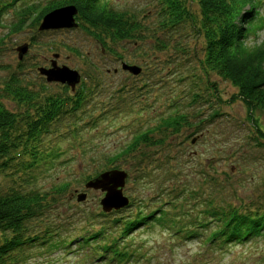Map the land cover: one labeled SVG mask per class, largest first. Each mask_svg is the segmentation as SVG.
<instances>
[{"label":"rangeland","instance_id":"obj_1","mask_svg":"<svg viewBox=\"0 0 264 264\" xmlns=\"http://www.w3.org/2000/svg\"><path fill=\"white\" fill-rule=\"evenodd\" d=\"M257 1V7H264V0ZM23 4L17 2L1 19L0 33L5 43L0 53V78L19 71L18 65L22 63L20 76L25 82L33 88L46 86L49 93L63 95L64 84L47 82L38 70L50 67L54 54H58L57 64L78 70L81 79L94 69L104 79L102 89L83 106L80 119L67 116L44 138L46 161L29 168L15 160L0 174L2 187L24 183L51 191L55 186L69 183L65 191L50 199L51 205L44 216L50 234L56 239L72 240L77 232L97 230L111 219L127 216L138 208L139 200L144 202L143 210L149 212L170 197L162 189L173 192L175 187L178 192L187 188L191 192L199 191L200 198L212 192L217 200L234 201L238 197L257 199L262 194L264 135L257 126L264 130V111L254 110L249 117L245 103L233 99L237 88L217 74L203 70L200 62L204 55L203 39L196 37L187 23L161 31L158 0H110L114 8L123 5L121 11L137 16L148 28L142 41L114 45V50L124 57L119 59L102 49L79 26L41 30L43 18L37 19L41 5L21 29L15 30ZM191 7L199 11L196 2ZM157 42L167 44L159 49ZM23 45L28 46V51L20 59L18 49ZM123 61L139 65L141 73L133 75L123 70ZM4 103L12 111L19 110L12 101L4 100ZM177 114L185 115L191 126L182 127L178 133L173 128L163 132L162 119ZM154 127L157 129L151 136L155 141L162 138V144L143 145L140 151L119 157V169L128 172L123 193L137 202L124 210L105 212L101 205L105 193L87 189L86 183L97 173L109 170L113 166L110 158L124 150L135 136ZM87 176L91 178L85 179ZM82 192L87 193L86 199L78 201L77 196ZM190 200L194 204L195 199ZM199 202L197 207L202 208ZM140 229H134L124 241H117L139 250L140 256L117 264H264V237L222 251L210 249L200 237L177 238L158 224L151 229ZM77 246L82 247L73 242L70 248L74 250ZM41 250L35 248L27 263L115 264L94 260L88 252L90 245L71 253L63 250L40 253ZM110 257L117 262L120 258L113 253Z\"/></svg>","mask_w":264,"mask_h":264},{"label":"trees","instance_id":"obj_2","mask_svg":"<svg viewBox=\"0 0 264 264\" xmlns=\"http://www.w3.org/2000/svg\"><path fill=\"white\" fill-rule=\"evenodd\" d=\"M42 1L0 0V27L4 12L14 7L17 2L24 4L18 11L19 22L14 26L15 30L21 29L27 18H31L40 5L38 20L54 9L75 5L78 10L77 27L94 38L102 49L112 52L119 59L124 57L114 50V45L125 41L138 43L144 39V32L148 31L147 26L140 22L137 16L114 8L110 0H44L43 4ZM189 1H192L191 4L196 2L198 12L192 10ZM158 3L159 29L161 31L175 29L176 26L187 23L193 34L203 39L204 55L200 61L203 70L206 73L217 74L237 88L233 99H240L245 103L250 111L249 117L253 116L254 110L264 111V52L242 60L230 51V47L242 39L247 31L239 27L236 21L253 20L258 1L158 0ZM249 7L250 10L244 11ZM259 23L253 25V30L264 25L263 20ZM160 42L156 45L162 49L167 43ZM4 43V35L0 33V53ZM18 69L19 71H13L0 78V174L8 170L15 160L28 165L29 168L37 167L46 161L44 138L67 116L80 119L82 117L80 112L84 111L83 106L92 95L102 89L104 82L100 77L101 72L94 69L92 74H87L81 79L75 91L70 88L72 94L69 93V86L65 84L63 95L53 94L46 91V86L36 89L25 82L20 76L22 63H19ZM103 74L108 76L106 73ZM4 100L12 101L19 110H10ZM189 125L191 126V122L183 114L162 119V126L165 127L163 132L173 128L178 133L182 127ZM257 128L259 133L264 135V130L258 126ZM156 129L157 127H154L138 134L124 150L112 156L110 164L113 166L109 170L119 169L120 155L138 152L143 145L150 147L157 143L162 144V138L155 141L151 136ZM99 174L97 173L95 177ZM89 178L91 176L85 179ZM143 178L146 176H142ZM209 180L212 185V178ZM216 183L220 184L218 181ZM68 186V182L63 183L51 188V191L31 188L24 183L20 186H0V264H28L27 260L32 251L40 248L42 249L40 253H43L46 245L48 248L45 251L49 253L62 250L71 253L90 245L88 252L94 260L124 263L140 256V251L117 241H124L123 239L136 228H141V231L151 229L157 224L172 231L177 238L200 237L210 249L222 251L264 237V190L257 199L244 200L238 197L234 201L226 198L217 200L212 192L200 198L199 191L191 192L183 188L177 192L174 187L173 192L171 189H162L170 197L159 202V205L149 212L143 210L144 202L139 200L138 208L127 216L111 219L109 224L99 226L97 230L92 228L90 232H77V237L72 240L56 239L54 234H50L44 216L51 205L50 199L54 194L65 191ZM190 199H195L194 204H191ZM199 201L202 208L197 207ZM136 202L134 199L130 200L126 208L134 206ZM116 225H119V228H116ZM44 226L46 228L42 230ZM73 242H76V245L81 244L82 247L77 246L72 250L70 245ZM111 253L120 257L118 262L110 257Z\"/></svg>","mask_w":264,"mask_h":264},{"label":"water","instance_id":"obj_3","mask_svg":"<svg viewBox=\"0 0 264 264\" xmlns=\"http://www.w3.org/2000/svg\"><path fill=\"white\" fill-rule=\"evenodd\" d=\"M77 13L78 10L75 5H67L54 9L44 15L39 28L41 30L75 28L78 25L76 20ZM18 50L19 58L22 59L28 51V46L23 45ZM57 57L58 54H54L50 67H39L38 70L40 74L45 77L47 82L65 84L68 85L71 90L75 91L76 86L81 81V73L66 65L59 66L56 61ZM122 69L133 75H139L142 71L139 65L128 63H123ZM116 71L117 69H115V72ZM127 177L128 172L123 169L107 170L89 180L86 183V188L101 190L105 193L104 197L101 199V205L105 212L119 210L126 207L130 202L129 197L125 196L123 193ZM86 196V192L79 193L77 200L84 201Z\"/></svg>","mask_w":264,"mask_h":264},{"label":"clouds","instance_id":"obj_4","mask_svg":"<svg viewBox=\"0 0 264 264\" xmlns=\"http://www.w3.org/2000/svg\"><path fill=\"white\" fill-rule=\"evenodd\" d=\"M119 10L123 9V5H117ZM251 7L244 11L250 10ZM264 20V7L256 8V16L253 20L242 22L239 19L236 21L239 27L247 29L242 39L236 41L230 51L233 55H237L240 59L255 57L259 53L264 52V26L256 27L253 30V25ZM259 66V65H258Z\"/></svg>","mask_w":264,"mask_h":264}]
</instances>
